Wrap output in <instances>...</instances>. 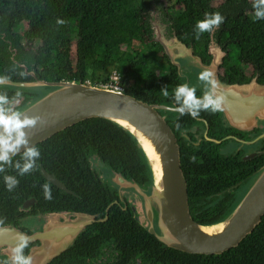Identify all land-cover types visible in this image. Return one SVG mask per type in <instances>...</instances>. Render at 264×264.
<instances>
[{"label":"trees","instance_id":"trees-1","mask_svg":"<svg viewBox=\"0 0 264 264\" xmlns=\"http://www.w3.org/2000/svg\"><path fill=\"white\" fill-rule=\"evenodd\" d=\"M151 2L158 4L157 0H0V75H9L12 81L100 83L108 81L111 71L118 70L123 74L126 92L149 103L174 106L173 89L180 77L153 37L150 11L149 17H144ZM180 4L183 8L171 29L186 43L196 38L195 24L206 12L224 16L219 28L200 35L205 42L198 49L204 52L212 36L227 44L220 70L224 83L241 81L238 79L249 67L257 83L264 84V20L254 19L252 0H182ZM57 20L65 23L58 24ZM21 71L27 75L21 77ZM165 86L169 91L167 98L160 93ZM36 88L7 84L0 85V93L7 94L12 107L18 110L39 96ZM196 95L202 96L197 92ZM180 120V126L194 121L189 115L181 116ZM168 123L180 145L192 215L202 225L217 224L233 210L239 195H243L234 189L239 182L249 177L251 182L255 179L264 165V152L249 160L223 156L205 147L189 145V141L179 137L173 122ZM34 146L41 153L36 170L24 176L13 168L0 173V220H3L0 226L16 227L29 213L54 210L79 211L103 218L118 195L113 185L112 188L102 183L94 166L97 161L145 191L152 186L150 168L138 143L112 121L85 119ZM193 156L195 162L190 159ZM20 159L19 154L13 157L14 162ZM41 169L72 193L50 183ZM6 174L19 180L11 192L4 184ZM45 183L51 187L50 200L43 195ZM248 184L249 187L251 183ZM217 192L221 196L213 200ZM210 195L207 202H199ZM32 198L35 203L31 210L25 211L23 204ZM123 205L113 203L106 220L86 226L51 263L81 258L78 264H91L105 244H112L117 257L110 264H130L137 257L142 264H264V215L236 247L222 254L205 255L166 246L147 230V222L140 221L130 206Z\"/></svg>","mask_w":264,"mask_h":264},{"label":"water","instance_id":"water-1","mask_svg":"<svg viewBox=\"0 0 264 264\" xmlns=\"http://www.w3.org/2000/svg\"><path fill=\"white\" fill-rule=\"evenodd\" d=\"M151 23L154 29H159L160 23L156 24L152 20ZM158 33L159 30L155 29L154 38L172 63L177 65V51L191 53L177 35L162 38ZM208 69L219 82L218 90L225 98L223 112L230 124L235 127L246 124L250 126L255 123L256 117H264V84H227L219 77L217 63ZM30 74L34 76L33 72ZM8 85L50 88L21 109L29 116L39 117L37 126L26 130L31 145L39 144L89 118L112 121L129 132L146 157L152 186L149 191H145L137 183L119 175L114 179L119 190L130 189L139 196L148 221L147 230L166 246L187 253L222 254L236 247L261 221L264 215V165L246 193L223 220L205 226L194 219L181 164L180 145L166 115L160 112L174 106L149 103L126 91L76 80H11ZM41 173L47 180L66 190L65 185L45 169H41ZM34 200L32 198V202ZM112 204L107 207L104 218L96 219L83 212L72 220L47 225L41 233L31 236L29 240L38 238L41 242L28 254L32 257V264H48L52 258L71 246L84 227L106 220ZM20 234L12 227L0 226V244L12 240L16 243Z\"/></svg>","mask_w":264,"mask_h":264},{"label":"flooded vegetation","instance_id":"flooded-vegetation-1","mask_svg":"<svg viewBox=\"0 0 264 264\" xmlns=\"http://www.w3.org/2000/svg\"><path fill=\"white\" fill-rule=\"evenodd\" d=\"M157 1H158L157 5L154 2L153 3L151 2L150 12L153 15L152 17L155 16L156 12H158L157 9H159V11L161 10V1L160 0ZM172 14L175 15L174 13ZM174 21L165 18L164 20L157 22L160 23L159 29L155 28L156 31L159 30L158 35L162 38H169L171 37V35L172 36L176 35L175 31L174 30L172 31L171 29V26L173 25ZM155 29L153 31V37L155 34ZM203 38L204 37H199V39L195 38L193 40H190L189 43L182 41L191 50V53L188 54L186 52L177 51V53L175 54V60L177 62V65L173 63L176 66L177 73L180 77V82L178 83V85L183 83H188L190 86L196 87L197 89L196 92L202 95L204 93V85L198 80L197 78L198 73L204 69H208V67H210L212 64L214 65L215 63H217L219 67L218 74L220 77V70H221V65H223V58L228 49L226 43L217 40L212 36L207 40L206 50L204 52H200L198 49H200L202 44H204L205 42V38L204 39ZM216 59H218L217 62H215ZM28 73L30 74V72ZM221 80L225 82L223 79ZM238 80L241 81H235V83L246 82L243 84H248L251 82H257L255 74L252 72V69L249 67L244 69L242 77ZM172 101L175 103L174 100ZM169 106H173V105H169ZM160 112L163 115H166L167 121L173 122L174 128L177 130L179 137L181 136L184 137V139L189 141V145L191 146L198 148L205 147L206 149L215 151L217 154H221L223 156H233L244 160L253 159L254 157L259 156L264 152V117H256V121L253 125L249 126L246 124L244 126L235 127L227 121L223 111L216 113H211L210 111H201L200 116L195 118L193 122H190L185 126H179V128H177L176 127L177 123H179L180 125V123L182 122L180 120L181 116L178 112L170 111V110H163ZM95 165H98L96 167L97 170L99 171H96V173L101 178L102 183H107L111 187L113 185L116 188L113 190H116L118 198L112 202L123 203L124 208L126 206H130L135 212V208L131 203L132 201H130V196L131 197L132 195L135 196V192L130 189L119 190V186L116 184L117 182L114 179L116 178V176L118 175L121 176V175L114 173L109 167L104 166L100 162L95 163ZM251 180L252 177H249L239 182V184L234 188L235 191L236 192L241 191L243 192L244 195L245 192L244 189L245 190L247 189L249 185L248 183L253 182V181L251 182ZM128 181L132 182V180L130 179ZM49 182L53 183L51 181ZM150 189L151 187L149 188V190ZM63 190L72 193L67 188L66 190L65 189ZM213 196H214L212 197L213 200H216L217 197L221 195H219V192H217ZM209 198H211V195L208 197L201 198L199 202H207V199ZM189 202H190L191 213H193L192 210L193 207L191 205L190 197H189ZM26 203L27 202H25L22 207L25 211H29L31 210L32 205L35 203V200L32 202V199H30V201L27 204ZM79 213H83V212L71 211V210H63V211L54 210L46 213L43 212L29 213L23 218H21L18 226L16 227L9 226V227L14 228L17 232L25 234L27 237L30 238L33 235H37L41 233L43 228L46 227L47 225L50 224L53 225L59 222H64L65 220H72ZM96 219H100V218H96ZM40 243L41 242L38 238L29 240L28 247L24 249L25 255H28L29 252L34 247L39 246ZM15 244L16 243L14 240L10 241V243L0 244V264H5L6 261L8 262V264H11L10 248ZM64 251H62L60 254L52 258V260L54 259L55 261L56 259H58L57 257L61 256L64 253ZM78 259L82 261L81 258ZM78 259L72 260L65 258L63 260V264H78ZM52 260L48 264H50ZM91 264H93V262Z\"/></svg>","mask_w":264,"mask_h":264},{"label":"clouds","instance_id":"clouds-1","mask_svg":"<svg viewBox=\"0 0 264 264\" xmlns=\"http://www.w3.org/2000/svg\"><path fill=\"white\" fill-rule=\"evenodd\" d=\"M254 19L264 20V0H252ZM224 16L219 12H206L204 18L195 24L196 38L205 32H211L219 28L224 23ZM58 24L65 21L57 20ZM21 77L27 75L24 71L19 72ZM198 80L204 85V93L201 97L196 95V87L188 83L177 85L173 89L175 106L170 111H175L180 116L189 115L193 119L200 116L201 111L216 113L224 110L225 98L219 92V82L215 74L204 69L198 73ZM11 83L9 75H0V85ZM165 98L169 96L168 87L165 86L160 91ZM19 95V93H17ZM39 117L29 116L26 113L12 107V101L7 94L0 93V173H5L6 168H13L19 176L30 174L38 168L37 161L41 157L40 150L30 144L29 134L26 130H31L37 126ZM179 123L176 127L179 128ZM23 151L21 152V149ZM21 156L20 160L13 161V157ZM192 162L196 157L190 158ZM4 184L8 191H13L19 184V180L13 175H4ZM45 199H52L51 187L48 183L42 185ZM3 220H0V224ZM29 245V237L20 234L17 242L10 248L11 264H32V257L25 255L24 249ZM5 264H8L6 261Z\"/></svg>","mask_w":264,"mask_h":264},{"label":"rangeland","instance_id":"rangeland-1","mask_svg":"<svg viewBox=\"0 0 264 264\" xmlns=\"http://www.w3.org/2000/svg\"><path fill=\"white\" fill-rule=\"evenodd\" d=\"M161 1V10L159 11V9H157L158 12H156L155 16L152 17V13L150 12V18L153 22H155L157 24V22L166 19L172 20L174 21L176 19V15H178V13L181 11V9L183 8L182 5L180 4V2L182 0H160ZM148 11H150V9H148L147 11H144V17L148 18L149 17V13ZM152 11V9H151ZM172 13H174L175 15H173ZM173 33V32H172ZM23 37V35L21 36ZM24 38V37H23ZM204 39V38H203ZM25 43V41L23 42V44ZM50 88L48 87H38L35 89L36 92H38L39 94H43L44 92H46L47 90H49ZM26 106L23 105L21 108H19L18 110L21 111V109ZM98 162V161H97ZM96 162V163H97ZM95 167L98 165H94ZM96 171L97 170L96 168ZM106 179V178H105ZM152 183V182H151ZM248 188V187H247ZM248 190V189H247ZM246 190V191H247ZM238 191V190H237ZM245 191V193H246ZM129 193V192H128ZM244 193V194H245ZM134 194V193H133ZM242 194V193H241ZM241 194L239 195V200L243 197L241 196ZM137 194L135 193V196L132 195V197L130 196V201H132V205L135 208V214L136 217L140 220V221H145V224L148 221H146V217L144 215L143 212V207L141 204V199L136 198ZM117 257V252L113 249L112 244H105L102 249H101V253L99 255V257L93 262V264H109L112 263L116 260ZM130 264H142L140 261V258L137 257L136 259H134Z\"/></svg>","mask_w":264,"mask_h":264},{"label":"built area","instance_id":"built-area-1","mask_svg":"<svg viewBox=\"0 0 264 264\" xmlns=\"http://www.w3.org/2000/svg\"><path fill=\"white\" fill-rule=\"evenodd\" d=\"M108 81L105 82H100V83H95L91 81H86L87 83H92L96 85H100L106 88L118 90V91H126V86L122 82L123 80V74L119 72L118 70H113L108 74Z\"/></svg>","mask_w":264,"mask_h":264}]
</instances>
